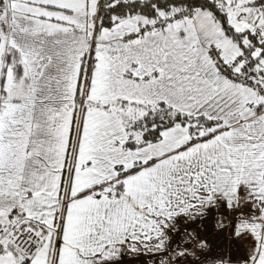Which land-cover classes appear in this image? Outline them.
<instances>
[{
  "label": "snow or ice",
  "instance_id": "1",
  "mask_svg": "<svg viewBox=\"0 0 264 264\" xmlns=\"http://www.w3.org/2000/svg\"><path fill=\"white\" fill-rule=\"evenodd\" d=\"M0 264H264V0H0Z\"/></svg>",
  "mask_w": 264,
  "mask_h": 264
}]
</instances>
